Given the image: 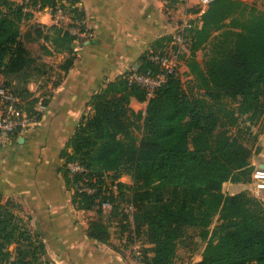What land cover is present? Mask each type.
Here are the masks:
<instances>
[{
  "label": "trees",
  "instance_id": "16d2710c",
  "mask_svg": "<svg viewBox=\"0 0 264 264\" xmlns=\"http://www.w3.org/2000/svg\"><path fill=\"white\" fill-rule=\"evenodd\" d=\"M58 2L72 16L70 28L89 33L76 0H33L42 7ZM33 13L13 0H0V78L6 88L21 73L26 82L32 76L27 69L33 59L21 26ZM200 20L201 27L184 34L191 56L188 67L201 95L189 93L177 73L148 99L141 87L128 84L129 71L119 75L92 96V109L67 141L58 169L74 191L76 207L100 216L89 223L91 238L107 240L112 217L121 214V230L131 244L122 204L132 202L137 237L143 235L140 240L151 245L144 248V264H174L188 228L200 229L207 240L201 260L192 264H264V202L247 190H223L226 182H241L244 172L250 173L249 152L237 138L217 134L221 118L213 108L222 99L237 101L239 113L256 117L264 128V11L255 2L211 0ZM28 28L34 29L26 34L29 41L43 39L53 45L47 46L50 55L68 54L60 67L69 71L75 59L73 42L79 37L56 24L29 23ZM168 48L169 41L154 50ZM201 49L207 50L203 64L196 58ZM141 61V71L152 66L147 55ZM133 97L147 101L145 113L131 107ZM70 164L83 170L74 172ZM123 175L132 183L119 181ZM115 184L117 194L111 188ZM1 199L0 264H55L43 234L30 228L32 217L26 221L17 212L18 202ZM104 202L112 204L110 211L102 207ZM32 239L37 244L27 260L29 250L23 246L25 241L34 245ZM13 244L15 256L9 248Z\"/></svg>",
  "mask_w": 264,
  "mask_h": 264
},
{
  "label": "crops",
  "instance_id": "0c3cea01",
  "mask_svg": "<svg viewBox=\"0 0 264 264\" xmlns=\"http://www.w3.org/2000/svg\"><path fill=\"white\" fill-rule=\"evenodd\" d=\"M76 2L85 13L89 37L74 40L75 59L67 72L58 63L68 54H52L58 65L50 78L56 79L48 86L47 102L39 108L41 117L15 138L0 134V196L4 201L18 202L32 217L36 231L44 236L47 255L55 264H132L131 246L119 220H111L110 236L105 241L88 235L90 221L100 216L74 204V191L67 187L58 169L64 162L61 152L82 117L91 111L92 96L106 82L137 67L161 43L169 41L171 47L174 34L192 26L191 19L201 27L200 12L189 10L205 6L201 0ZM27 22L50 26L52 13L46 8L34 11ZM43 78L40 74L28 83L30 93L39 98L45 96L37 86ZM12 85L17 86L16 79ZM131 107L145 113L147 101L133 97ZM20 137L23 143L18 141ZM119 181L131 184L132 178L123 175ZM144 244L146 249L151 247ZM205 245L196 261L201 260Z\"/></svg>",
  "mask_w": 264,
  "mask_h": 264
},
{
  "label": "rangeland",
  "instance_id": "374dc122",
  "mask_svg": "<svg viewBox=\"0 0 264 264\" xmlns=\"http://www.w3.org/2000/svg\"><path fill=\"white\" fill-rule=\"evenodd\" d=\"M247 1V0H246ZM255 3L258 5L260 9L264 11V0H256ZM171 3L169 2V5ZM206 8H201L200 14L205 10ZM192 22V26L190 27H196L197 24L194 19ZM73 22H64L61 26L64 28H70L69 24ZM74 23L77 24L75 21ZM29 23L23 22L21 26V30L23 32V36L25 39V46L28 48V51L31 55V58L33 61L31 62L30 66L27 70H29L32 73V76L28 82L24 81V73H21L19 76H17V86L12 85L9 87V89L17 96L18 98V110H19V121L23 119L29 120V127H31L39 118L40 114V107L41 104H45L47 102V94H48V86L49 84L56 79L50 78L51 75H54V71L56 70V58L52 55H50L47 52V48L51 47L53 48V45L50 42H46L43 39H36L33 41L31 38L26 36L28 32H34V29L31 30L28 28ZM51 26V25H50ZM189 26H187L185 29H189ZM186 32V34H190L189 32ZM178 32H181L178 31ZM85 36L79 37L78 33H73L79 39L81 40L88 38V32H83ZM78 39V38H77ZM188 41H186L184 53L180 54V64H179V70L178 74L183 82L184 88L191 94H195L200 96L201 91L196 87L194 76L190 73L188 62L190 60L189 54V47H188ZM48 46V47H47ZM175 48V47H174ZM177 49V48H175ZM206 49H201L197 51L196 58L197 60L203 64V61L206 57ZM51 56V57H50ZM67 56V55H66ZM68 57V56H67ZM65 61V58L62 60V62ZM61 62V63H62ZM59 64V67L61 65ZM57 64V65H58ZM44 75L43 82L39 83L37 86L38 88L42 89L43 98H39L38 96H34L30 91L28 92V83L38 75ZM4 82V80H3ZM6 82H4V86ZM27 90V92H26ZM238 102L233 101L231 99H222L219 102L213 103V108L215 111H217L220 114V127L218 128L217 134H220L221 132L231 136L232 138H237L247 149L249 152V168L251 167L252 170L244 172V180L241 182L236 183H230L229 181L226 182L223 186V190L225 192L231 193L232 191H241V190H247L251 195L254 194V191L251 187V177H252V171L253 168L255 169L258 165L261 163L264 164V128L260 125V120H258L256 117H251L249 114H240L238 110ZM28 125V124H27ZM28 127V128H29ZM25 128V127H24ZM23 128V129H24ZM23 130H18L12 134H6V132H3L0 130L1 135H7L10 137H17L20 133H22ZM248 169V168H247ZM245 169V170H247ZM258 197V196H257ZM260 200L264 202V194L259 196ZM1 202L4 203L5 201L1 199ZM125 202V201H124ZM18 214L25 217V220L28 221L27 215L25 214V211L22 208H18L17 210ZM124 213V212H123ZM25 214V215H24ZM123 216V215H122ZM121 217V214L115 215L114 222L119 220ZM216 224V221L211 226L212 230ZM30 228L33 229L36 232V228L33 225V222L29 223ZM121 226V225H120ZM122 228V226H121ZM202 231L200 229H194V228H188L185 232L184 237L179 241L178 243V253L175 258L174 264H192L194 263L198 257L201 254V251L203 249V246L206 244L207 240L201 237ZM141 240L144 239V236L142 235ZM31 242V241H30ZM30 242L25 241V245L23 248L29 250L27 251V257L26 259L29 260L32 258L33 255V248L36 246L37 241L35 239H32V242H35L34 245H29ZM10 250L13 251V255H16V244L11 245ZM45 259V258H44Z\"/></svg>",
  "mask_w": 264,
  "mask_h": 264
},
{
  "label": "built area",
  "instance_id": "2783aa9c",
  "mask_svg": "<svg viewBox=\"0 0 264 264\" xmlns=\"http://www.w3.org/2000/svg\"><path fill=\"white\" fill-rule=\"evenodd\" d=\"M13 1L22 5L26 12H34L45 8L50 10L52 13L53 24L61 26L64 22H73L71 14L63 8L62 3L60 2H58L55 7H42L40 3L34 6L33 0ZM210 2L211 0H201L200 3L202 6L207 7ZM70 30L73 33H78L79 37H82L83 35L85 36V34L78 30L77 27H72ZM185 44L186 37L184 31H181L174 34L172 46L168 49L163 51L150 50L146 55L152 66L148 67L144 71H141V62L137 65V67L128 70L129 74L125 76L128 84L130 86L137 85L141 87L146 92L147 98H151L154 93L166 83L169 76L178 73L180 54L184 53ZM19 115L17 96L9 88L4 86L3 80L0 78V130L6 132V134H12L18 130H26L31 123L27 119L19 121ZM70 167L74 172L83 170V168L78 164H70ZM251 182L254 195L258 197L261 196L264 192V164L261 163L254 169ZM111 188H113L115 194L118 193V187L116 184ZM84 190L89 193H93L95 191V189L89 187H85ZM102 207L106 211H110L112 209V204L110 202H104ZM134 210L135 207L132 202L122 204V211L127 216L126 222L130 223L131 226L130 235L132 236V243L130 244V250L131 257L133 259L132 264H144L145 244L138 239L134 230Z\"/></svg>",
  "mask_w": 264,
  "mask_h": 264
},
{
  "label": "water",
  "instance_id": "95a60500",
  "mask_svg": "<svg viewBox=\"0 0 264 264\" xmlns=\"http://www.w3.org/2000/svg\"><path fill=\"white\" fill-rule=\"evenodd\" d=\"M18 141H19L20 143H23V142H24V138H23V137H20Z\"/></svg>",
  "mask_w": 264,
  "mask_h": 264
}]
</instances>
